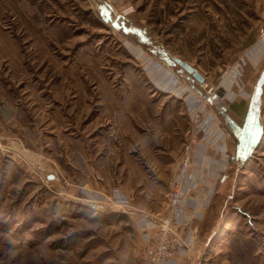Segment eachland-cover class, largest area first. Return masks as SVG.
Wrapping results in <instances>:
<instances>
[{
	"label": "rangeland",
	"instance_id": "rangeland-1",
	"mask_svg": "<svg viewBox=\"0 0 264 264\" xmlns=\"http://www.w3.org/2000/svg\"><path fill=\"white\" fill-rule=\"evenodd\" d=\"M263 30L264 0H0V264H140L136 216L86 191L156 216L193 141L186 264H264Z\"/></svg>",
	"mask_w": 264,
	"mask_h": 264
},
{
	"label": "built area",
	"instance_id": "built-area-1",
	"mask_svg": "<svg viewBox=\"0 0 264 264\" xmlns=\"http://www.w3.org/2000/svg\"><path fill=\"white\" fill-rule=\"evenodd\" d=\"M262 35L264 37V30ZM213 97L217 100L216 94ZM199 99L195 117L199 118L202 125L207 113L201 110L200 105L206 99L203 97ZM194 106L196 103L192 100L189 110L194 111ZM202 114H204L203 119ZM206 122L204 128L199 129L198 133L208 132L214 135L219 132L220 128L214 119L208 118ZM221 141H218V145H221L218 147L224 153V140ZM206 144H197L193 141L186 147L184 158L175 167L166 207L156 216L134 210L127 195L118 187L112 188L109 193L86 191L89 202L136 216L137 227L146 243L140 264H186V261L194 259L192 244L198 237V228L193 225L204 218L210 205L207 191H203L205 193L203 198L197 194L199 191H195L198 187L197 174L201 173L198 168L204 167L195 154L206 156L208 147Z\"/></svg>",
	"mask_w": 264,
	"mask_h": 264
},
{
	"label": "bare ground",
	"instance_id": "bare-ground-1",
	"mask_svg": "<svg viewBox=\"0 0 264 264\" xmlns=\"http://www.w3.org/2000/svg\"><path fill=\"white\" fill-rule=\"evenodd\" d=\"M237 72H238V70L235 72V74H237ZM228 76V75H227ZM226 79H230V78H226ZM231 80V79H230ZM228 81V80H225V82L224 83H228V85H232V82L231 81ZM171 85H172V83H171ZM176 87H179V85H177Z\"/></svg>",
	"mask_w": 264,
	"mask_h": 264
},
{
	"label": "water",
	"instance_id": "water-1",
	"mask_svg": "<svg viewBox=\"0 0 264 264\" xmlns=\"http://www.w3.org/2000/svg\"><path fill=\"white\" fill-rule=\"evenodd\" d=\"M194 76H195L196 78H198L200 81L203 80V78H202L199 74H197V73H195Z\"/></svg>",
	"mask_w": 264,
	"mask_h": 264
},
{
	"label": "crops",
	"instance_id": "crops-1",
	"mask_svg": "<svg viewBox=\"0 0 264 264\" xmlns=\"http://www.w3.org/2000/svg\"><path fill=\"white\" fill-rule=\"evenodd\" d=\"M263 41H264V39H263ZM237 132H239V128L237 129Z\"/></svg>",
	"mask_w": 264,
	"mask_h": 264
}]
</instances>
